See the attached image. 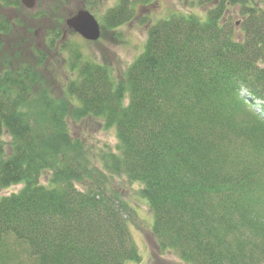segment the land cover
<instances>
[{"label": "trees", "instance_id": "1", "mask_svg": "<svg viewBox=\"0 0 264 264\" xmlns=\"http://www.w3.org/2000/svg\"><path fill=\"white\" fill-rule=\"evenodd\" d=\"M65 1L21 20L9 15L21 1L0 0V190L23 184L0 198V264L140 262L134 209L104 187L109 175L140 184L161 253L264 264V0H198L205 17L150 24L120 79L69 48ZM150 1L119 0L103 24L115 29ZM89 117L116 129L117 151L73 136L70 119Z\"/></svg>", "mask_w": 264, "mask_h": 264}, {"label": "rangeland", "instance_id": "2", "mask_svg": "<svg viewBox=\"0 0 264 264\" xmlns=\"http://www.w3.org/2000/svg\"><path fill=\"white\" fill-rule=\"evenodd\" d=\"M21 1V0H19ZM96 9H89L101 23V36L96 41H88L80 34L69 30L65 33V40L69 48L78 47L84 59L95 60L107 64L115 78L120 79L124 75L128 66L139 56L145 46L150 24L160 19L169 17L172 13H194L203 15L205 8L199 5L198 0H151L148 4L134 3L133 18L123 25L108 29L103 24L104 14L108 8L117 5L119 0H94ZM51 0H37L34 9L40 5L48 6ZM86 7L82 0H66L64 8L75 13L79 8ZM9 15L13 19L27 20L29 8L22 3L19 8L14 4L10 7ZM208 8V7H207ZM1 9V2H0ZM87 9V8H86ZM30 10V11H31ZM239 12V8L233 11ZM241 15L236 14L234 20L236 26L241 24ZM43 29L37 27V38L39 42L44 37ZM20 31L12 32L10 40L16 42ZM31 37V36H29ZM44 42V40H43ZM42 44V43H41ZM15 45V44H14ZM25 49V47L20 46ZM18 50L19 48H12ZM14 52V51H13ZM67 53V52H66ZM67 55V54H66ZM70 129L75 137L82 138L87 143L89 149L94 152L117 151L118 139L115 128H105L101 119L94 117L75 121L70 119ZM8 138V137H7ZM9 151V147H7ZM94 162L100 166L97 159ZM42 182L47 183V172L42 177ZM88 181L78 182L77 186L81 189L88 187ZM105 188L109 192L116 191L134 209L133 214L128 217L129 226L134 241L137 243L142 256L140 262L128 261L127 264H187L174 251H163L158 249L156 239L152 233L153 214L144 197L139 193L140 184L131 183L125 177L108 176L105 180ZM23 184H15L0 190V198L13 192H18Z\"/></svg>", "mask_w": 264, "mask_h": 264}, {"label": "water", "instance_id": "3", "mask_svg": "<svg viewBox=\"0 0 264 264\" xmlns=\"http://www.w3.org/2000/svg\"><path fill=\"white\" fill-rule=\"evenodd\" d=\"M36 2L37 0H22V3L29 9H34ZM67 25L86 40L96 41L101 36L100 22L93 13L85 8H81L73 16L69 17Z\"/></svg>", "mask_w": 264, "mask_h": 264}, {"label": "flooded vegetation", "instance_id": "4", "mask_svg": "<svg viewBox=\"0 0 264 264\" xmlns=\"http://www.w3.org/2000/svg\"><path fill=\"white\" fill-rule=\"evenodd\" d=\"M84 2V1H83Z\"/></svg>", "mask_w": 264, "mask_h": 264}]
</instances>
